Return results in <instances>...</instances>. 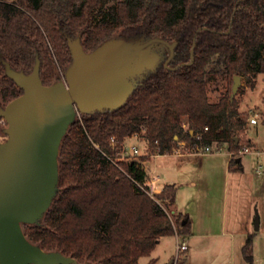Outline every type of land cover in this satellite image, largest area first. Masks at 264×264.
<instances>
[{"label": "trees", "instance_id": "16d2710c", "mask_svg": "<svg viewBox=\"0 0 264 264\" xmlns=\"http://www.w3.org/2000/svg\"><path fill=\"white\" fill-rule=\"evenodd\" d=\"M139 37L175 42L169 67L188 63L191 50L193 62L176 70L158 64L134 79L119 109L75 116L59 145L51 204L37 223L22 225L28 241L75 264H139L159 239L190 233L186 216L170 214L176 186L151 194L149 154H170L178 142L185 150L225 145L233 165L252 147L240 138L247 115L231 87L234 76L253 88L264 75V0H0V110L22 94L5 63L28 74L38 59L40 79L51 85L72 62L69 41L91 52L113 38ZM217 76L226 90L210 102L208 83ZM134 136L149 143L146 154L121 157ZM254 236L241 249L244 264H255Z\"/></svg>", "mask_w": 264, "mask_h": 264}, {"label": "water", "instance_id": "95a60500", "mask_svg": "<svg viewBox=\"0 0 264 264\" xmlns=\"http://www.w3.org/2000/svg\"><path fill=\"white\" fill-rule=\"evenodd\" d=\"M155 44L169 49L164 63L168 69L192 64L193 50L188 63L167 66L176 43L142 37L113 38L91 52H85L78 39L69 41L72 62L64 79L51 85L42 83L38 59L28 74L4 64L5 75L22 94L0 110L7 136L0 144V264H75L72 258L45 252L28 241L22 225L37 223L51 204L58 183L59 145L75 116L119 109L131 95L134 79L158 61ZM240 85L241 78L234 76L231 99Z\"/></svg>", "mask_w": 264, "mask_h": 264}, {"label": "rangeland", "instance_id": "374dc122", "mask_svg": "<svg viewBox=\"0 0 264 264\" xmlns=\"http://www.w3.org/2000/svg\"><path fill=\"white\" fill-rule=\"evenodd\" d=\"M145 40L147 39L143 38V41ZM153 51L159 55L153 68L155 69L158 64L165 63L169 49L162 44H155ZM147 71L151 70L145 72ZM63 79L62 77L60 81ZM225 90L226 83L222 78L217 76L211 79L208 83L209 101L217 102ZM234 98L238 103V112L247 115L246 128L240 133V138L244 140L248 133L261 154L256 155L257 150L252 149L241 156L244 168L242 171L234 164L226 172L227 147L213 149L211 153L193 158L187 167L176 173L180 181L177 197L182 208L174 207L177 214L182 212L190 217V233L183 237L175 236V239L173 237L162 239L153 253L159 255L161 259L171 250L175 254L176 245L184 243L186 245L184 254L187 259L180 264H231V257L234 256L237 264H244L241 247L247 235L254 234L252 255L255 264L264 263V126L260 116L264 114V75L257 76L253 88L241 79V85ZM251 118L257 120L256 125L250 124ZM5 128L6 123L2 119L0 144L7 137ZM139 141L144 146L142 152L147 151L149 143L143 138H139ZM258 166H261L260 174L256 175ZM233 168L235 170H232ZM207 191L211 192L209 196ZM206 202L210 205L204 208ZM170 214L174 213L171 211ZM147 260L148 258H141L139 264H145Z\"/></svg>", "mask_w": 264, "mask_h": 264}, {"label": "crops", "instance_id": "0c3cea01", "mask_svg": "<svg viewBox=\"0 0 264 264\" xmlns=\"http://www.w3.org/2000/svg\"><path fill=\"white\" fill-rule=\"evenodd\" d=\"M264 103V100H263ZM256 125V124H254ZM246 140H249L252 147H247L250 149V151L252 149H256V145L253 142L252 138H250L248 136V133L245 136ZM223 147H226L225 145H223ZM132 148H136L138 151V155H145L147 151L142 152L144 146L142 145V142L139 141V137L134 136L131 138H126L124 140L123 143V150L121 152V157L124 156H128L130 154V151ZM257 150V149H256ZM141 151V152H140ZM261 154V152L259 150L256 151V155ZM244 155V154H243ZM131 156V155H130ZM199 156L198 154H195L191 151L188 150H181L180 152L176 151V149L170 153V154H164V155H154V154H149L148 155V160L146 163V171L148 174V186L150 188V192L151 194H158L161 192L162 188L166 185H175L176 186V195H175V201L174 204L172 206V212L174 214H177L175 211V207H178L179 209L182 208L179 205V201H178V187L180 185V181L177 179L176 177V173L179 172L182 168L187 167L189 165V163L192 161L193 158ZM242 156V155H241ZM231 153L228 152V160H227V168H226V172H228L231 169ZM202 164V162H201ZM236 164L239 166V169L242 171L244 168L241 164V157L239 159V161H236ZM235 164V165H236ZM234 166V164H233ZM232 170H235L234 168ZM256 172V171H255ZM260 174V173H259ZM256 173V175H259ZM209 194H211V192L209 193L207 191V195L209 196ZM205 207H209V202H206ZM181 216H186L189 223H190V217L188 215H186L185 213H178ZM167 238V237H163L161 239H159L156 247L154 248V250L152 251L150 257L148 258V260L145 262V264L150 260V259H154L156 261L155 264H169V262L172 260L173 258V254L174 251L171 250V252L166 255V257H164L163 259H161V257L159 255H154L153 253L157 250V248L159 247L160 242L162 241V239ZM175 239V236L173 237ZM243 247V246H242ZM241 247V249H242ZM153 255V256H152ZM242 256V253H241ZM243 258V257H242ZM254 258V257H253ZM187 259V256H184V261ZM244 261V260H243ZM255 262V260H254ZM231 264H237L236 262V257H231Z\"/></svg>", "mask_w": 264, "mask_h": 264}, {"label": "built area", "instance_id": "2783aa9c", "mask_svg": "<svg viewBox=\"0 0 264 264\" xmlns=\"http://www.w3.org/2000/svg\"><path fill=\"white\" fill-rule=\"evenodd\" d=\"M249 122L252 125L257 124V120L255 118H251L249 120ZM208 131H209V126L205 125L203 127L202 131H200L197 134H195L194 140L196 142H201V140L203 138V134L208 132ZM213 149H221V148L220 147L219 148L208 147V146H195L194 148L189 149V151H191V152H193L195 154H198V155H202V154H205V153H211L213 151ZM181 150H185V144L183 142H178L176 151L180 152ZM249 152H250V149L247 148V147H244L239 152V155H243V154H246V153H249ZM137 155H138L137 149L136 148H132L131 151H130V154L128 155V157H136ZM260 169H261V166H258L257 169H256V173L257 174L260 173ZM185 250H186V245L184 243H182L180 245L177 244L176 245V251H175V254H174L173 258H172V263L171 264L183 263L184 256H185V254H184ZM262 264H264V263H262Z\"/></svg>", "mask_w": 264, "mask_h": 264}]
</instances>
